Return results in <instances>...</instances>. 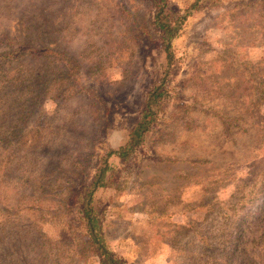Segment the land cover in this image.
Listing matches in <instances>:
<instances>
[{
    "label": "rangeland",
    "instance_id": "obj_1",
    "mask_svg": "<svg viewBox=\"0 0 264 264\" xmlns=\"http://www.w3.org/2000/svg\"><path fill=\"white\" fill-rule=\"evenodd\" d=\"M192 1L168 0L178 13ZM153 11L0 0V264H98L79 196L162 68ZM26 44L43 52L19 55ZM173 49L163 113L129 160H109L103 235L121 264H264V101L251 90L264 0L203 2Z\"/></svg>",
    "mask_w": 264,
    "mask_h": 264
},
{
    "label": "trees",
    "instance_id": "obj_2",
    "mask_svg": "<svg viewBox=\"0 0 264 264\" xmlns=\"http://www.w3.org/2000/svg\"><path fill=\"white\" fill-rule=\"evenodd\" d=\"M153 7L151 25L158 33V40L163 52L164 61L161 70L157 73L156 80L145 95L143 105L138 113L136 121L127 133L125 139L113 148H109L100 156L99 164L91 181L86 185L80 194L79 203V221L81 222L82 235L89 251L98 259V264H121L118 257L110 249L107 240L103 235L102 219L100 217L101 209L104 205V196L102 193L113 187H118L112 183V177L108 175L112 171V165L109 163L111 157H117L129 160L134 152L141 146L151 127L160 118L165 109V102L168 97L167 77L170 68L175 60L173 49V40L184 32V26L194 10L203 5V2H220V0H193L188 4L182 13L174 12L169 6L168 0H146ZM32 42L35 40V30L32 33ZM24 43V42H22ZM26 53L13 50L5 55L14 57L15 55H39L43 52L34 46L26 44L22 48ZM18 52V54H16ZM3 58V56H1ZM256 86L251 85L252 91L256 93L258 102L264 101V76L256 79ZM230 120H234L231 118ZM230 122V121H229ZM264 207V206H263ZM262 207V208H263ZM264 209V208H263ZM263 212L255 213V219H259ZM247 220V216H246ZM243 224L237 229V239L242 234ZM231 256V254L229 255Z\"/></svg>",
    "mask_w": 264,
    "mask_h": 264
}]
</instances>
